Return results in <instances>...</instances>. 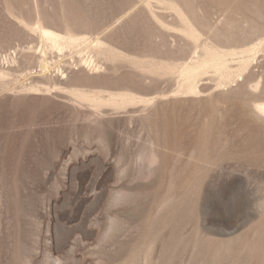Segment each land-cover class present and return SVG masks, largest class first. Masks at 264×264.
I'll list each match as a JSON object with an SVG mask.
<instances>
[{"label":"rangeland","instance_id":"1","mask_svg":"<svg viewBox=\"0 0 264 264\" xmlns=\"http://www.w3.org/2000/svg\"><path fill=\"white\" fill-rule=\"evenodd\" d=\"M263 106L264 0H0V264H264Z\"/></svg>","mask_w":264,"mask_h":264},{"label":"bare ground","instance_id":"2","mask_svg":"<svg viewBox=\"0 0 264 264\" xmlns=\"http://www.w3.org/2000/svg\"><path fill=\"white\" fill-rule=\"evenodd\" d=\"M45 34H46V36H48V37H50V38H52V39H54V40H56V38H57V35L55 34V33H53V31H45ZM216 59V58H215ZM218 59V58H217ZM216 59V60H217ZM215 61V60H214ZM207 63V62H206ZM221 63H222V61H221ZM221 63L219 64L218 63V65H221ZM201 64H203V63H201ZM215 64V63H214ZM207 65V64H206ZM217 65V64H216ZM200 66V65H199ZM208 66H209V63H208ZM197 68V67H196ZM200 68V67H199ZM191 71V70H190ZM193 71H194V69H193ZM196 71V70H195ZM186 74V73H185ZM189 76H190V74H188ZM193 75H194V73H193ZM261 110L262 111H264V106L263 107H261Z\"/></svg>","mask_w":264,"mask_h":264}]
</instances>
